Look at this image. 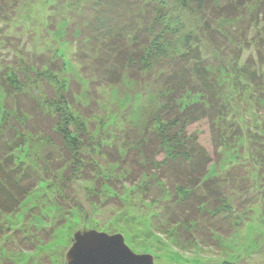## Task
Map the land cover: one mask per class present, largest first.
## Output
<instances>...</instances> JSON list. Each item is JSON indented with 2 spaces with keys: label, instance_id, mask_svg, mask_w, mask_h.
Here are the masks:
<instances>
[{
  "label": "rangeland",
  "instance_id": "374dc122",
  "mask_svg": "<svg viewBox=\"0 0 264 264\" xmlns=\"http://www.w3.org/2000/svg\"><path fill=\"white\" fill-rule=\"evenodd\" d=\"M155 1L161 2L162 6L165 4L164 0ZM173 1L166 2L165 10L168 12L174 6L168 7ZM85 2L87 0H0V78L16 68L24 89L20 91L21 94L13 92L10 86L0 89V114L14 112L18 103L33 109V113L26 112L27 121H30L31 115L34 116L31 118L33 121L37 116L51 113L49 102L58 93V87L57 81L49 77V71L60 80L64 78L66 92L73 100L76 99L73 108L78 112L79 108L82 109L81 105L88 104L91 112L95 113L91 115L99 117L96 122H87L88 131L92 129L95 140L90 143L85 137L81 143V151L87 153V158L93 150L94 153L88 158L91 161L100 156L103 150L97 147L98 138L103 145L111 148L114 139L107 132L119 115L124 112L130 114V109H134L137 102L144 101L140 107L145 114L142 123H149L148 118L156 109L155 99L151 96L155 94L151 93L158 87V76L167 69H159L164 66L159 63L151 74L145 73L139 83L124 75V82L117 87L99 85L96 87L99 98L91 96L92 91L87 92L90 82L82 78L80 63L75 57L79 44L77 38L72 37L71 33L67 37L65 34L69 27L65 18L71 15L69 9ZM144 3H148V0ZM90 10L97 13L96 9ZM48 17L54 20L51 27L47 24ZM253 19L240 17L221 20L212 26L214 36L210 38L208 35L202 40L216 48L219 47L217 38L223 42L226 35L234 49L233 53L230 49L218 51V57L210 63L204 61V67L210 70L217 86L225 91L223 97L227 104V117L224 124L231 136L230 144L221 149L220 164L214 165L211 173L221 176L228 168L234 171L242 169L253 181L248 189L254 199L247 205L244 223L236 233L222 240L220 247H197L189 251L175 249L164 235H160L164 242L154 239L151 235L154 231L142 217L148 213L149 207L140 197L142 186L138 187L117 176L119 172L113 169L116 164L107 167L97 161L94 165L80 164L76 171L68 168L67 157L61 153L59 145L48 146L49 143L42 140V133H36L31 128L33 131H25L27 140L15 156L23 165L37 170L40 179L34 191L25 196L18 211L6 216L1 225L0 264H67L66 254L73 244L74 234L91 229L109 235L123 234L126 244L135 253L152 254L156 264H221L223 261L264 264V195H261L264 194V22L256 24L250 21ZM155 20L158 22V19ZM159 22L163 23L160 19ZM76 33L79 34L78 31ZM155 34L156 30L152 35ZM178 34L179 31L168 49L172 48L174 62L179 59L178 54L186 51L183 42L177 41ZM244 35L246 37L243 39ZM235 37L239 39L234 41ZM120 38L128 48V38L124 39L123 35ZM197 40L188 44L187 52L190 49L192 57L198 60L200 52L197 51ZM238 56L239 61L235 60ZM186 62L188 66L190 62ZM62 66L66 68L61 70ZM237 69L256 71V75L252 79H245L242 71ZM137 70V75L141 76L142 71ZM22 74H25L24 78ZM204 76L211 78L207 72ZM207 83L195 78L197 85L186 88L185 101L180 107L201 102L199 91L208 90ZM148 85L152 89L146 93ZM116 107L117 110H114ZM189 130L213 154V132L208 121L199 120L190 125ZM128 140L133 143L132 155L137 154V138L133 141L127 137L124 143L121 142L123 155L126 154ZM85 143L87 145L83 146ZM74 172L83 176L74 177L71 174ZM134 181L137 183V180Z\"/></svg>",
  "mask_w": 264,
  "mask_h": 264
},
{
  "label": "trees",
  "instance_id": "16d2710c",
  "mask_svg": "<svg viewBox=\"0 0 264 264\" xmlns=\"http://www.w3.org/2000/svg\"><path fill=\"white\" fill-rule=\"evenodd\" d=\"M164 1L162 6L155 0H148V3H144L145 0H87L69 9L71 15L65 18L69 22L65 34L67 37L71 33L77 38L79 44L75 57L80 63L82 78L90 82L87 92L92 91L91 96L99 98L96 90L99 85L117 87L124 82V75L139 83L141 77L147 72L151 74L159 63L164 65L159 69H167V74L163 71L158 76V87L151 93L155 94L151 96L156 106L153 115L148 118L151 121L142 123L145 114L140 107L144 101L137 102V106L130 109V114H120L107 132L114 139L111 148L103 145L98 138L97 147L103 150L91 161L88 158L93 150L87 158V153L81 151V143L85 137L89 142L95 140L92 129L88 131L87 122H96L99 117L91 115L95 113L91 112L88 104L81 105L82 109L79 108L78 112L73 108L76 99L73 100L66 92L64 78L60 80L49 71V77L57 81L58 87V93L49 102L51 113L37 116L33 121L31 118L34 116L31 115L30 121H27V113H33V109L18 103L14 112L0 114V229L5 217L18 211L25 196L34 191L40 179L37 170L23 165L15 156L16 151L25 145L28 137L26 130L42 133V140L45 139L44 143H49L48 146L58 144L61 153L67 157L68 168L74 171L80 164L94 165L97 161L107 167L116 164L113 169L119 172L117 176L143 187L140 197L149 207L148 213L142 217L154 231L151 234L153 238L164 242L160 237L164 235L177 250L220 247L222 240L242 227L246 207L254 199L248 189L253 181L242 169L234 171L228 168L221 176L211 173L212 167L220 164L221 149L230 144L231 136L224 124L227 117L224 90L217 86L210 70L204 67V61L210 63L218 57V51L230 49L233 53L234 49L226 35L223 42L217 38L219 47L216 48L202 40L208 35L210 38L214 36L212 26L221 20L253 19L257 16L250 21L256 24L264 22V0H172L168 7L174 6L169 8V12L165 10L169 0ZM90 9H96L97 13H91ZM47 24L51 27L54 20L48 17ZM154 30L156 34L153 36ZM178 31L177 41L183 42L186 51L178 54L179 59L174 62L172 48L168 49L171 40L175 42ZM122 35L130 42L128 48L120 38ZM238 39L235 37L233 40ZM194 40L199 41L198 60L192 57L190 49L187 52L188 44ZM239 57L235 60L239 61ZM186 61L190 62L188 66ZM65 68L62 66L61 70ZM137 68L142 71L141 76L137 75ZM237 70L242 71L245 79L256 75V71ZM204 71L211 76L210 79L204 76ZM18 72L14 68L6 77L0 78V89L10 86L16 94L20 92L23 83ZM195 78L200 82L206 80L209 89L199 91L201 102L181 108L186 88L197 85ZM149 85L146 93L152 89ZM202 119L208 121L213 132V154L189 130L190 125ZM127 137L133 141L137 138V154L132 155L133 143L128 140L126 154L123 155L121 142L124 143ZM114 170L112 172L116 175ZM71 174L77 178L83 176L76 172ZM2 236L0 232V238ZM19 239L22 238L19 236ZM221 264L232 263L223 261Z\"/></svg>",
  "mask_w": 264,
  "mask_h": 264
},
{
  "label": "water",
  "instance_id": "95a60500",
  "mask_svg": "<svg viewBox=\"0 0 264 264\" xmlns=\"http://www.w3.org/2000/svg\"><path fill=\"white\" fill-rule=\"evenodd\" d=\"M67 264H156L149 253H135L123 234L94 229L77 231L66 254Z\"/></svg>",
  "mask_w": 264,
  "mask_h": 264
}]
</instances>
